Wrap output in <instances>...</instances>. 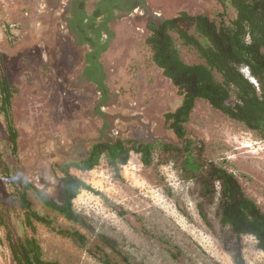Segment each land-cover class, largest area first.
Here are the masks:
<instances>
[{"label": "rangeland", "instance_id": "obj_1", "mask_svg": "<svg viewBox=\"0 0 264 264\" xmlns=\"http://www.w3.org/2000/svg\"><path fill=\"white\" fill-rule=\"evenodd\" d=\"M74 1L0 0V75L6 74L17 87L12 101L16 152L0 109V215L11 225L12 238L34 237L44 258L61 264H101L58 234L71 228H78L91 244L99 243L97 234L108 235L139 264H235L231 254L235 239L220 224L217 204L201 199L198 185L184 180L173 163L158 165L155 160L145 166L135 153L121 167L120 176L104 157L91 171L70 168L71 174L105 196L82 190L73 202L92 232L44 207L34 191L29 192L33 208L53 224L26 225L14 198L17 180L30 182L42 195L58 201L64 174L56 166L80 160L95 141H176L164 115L179 105L181 97L151 60L145 43L148 24L180 11L211 17L223 11L217 1L144 0L145 9L116 15L109 25L113 38L99 61L104 95L99 83L84 74L88 47L77 46L62 27ZM94 1L87 0L88 11ZM228 12L235 16L233 10ZM12 24L17 27L9 28ZM178 47L185 62H202L193 50L180 43ZM186 128L205 146V158L234 173L246 195L264 211L261 139L205 100L197 101ZM240 246L247 264H264V253L252 236H243ZM0 264H17L8 229L1 222Z\"/></svg>", "mask_w": 264, "mask_h": 264}, {"label": "trees", "instance_id": "obj_2", "mask_svg": "<svg viewBox=\"0 0 264 264\" xmlns=\"http://www.w3.org/2000/svg\"><path fill=\"white\" fill-rule=\"evenodd\" d=\"M217 1L223 11L215 17L180 11L160 23L150 21L146 46L151 60L163 76L169 79L181 97L179 105L164 115L167 128L174 134L175 142L146 143L136 139L95 141L88 157L77 161H64L56 166L64 174L61 178L64 201L58 203L48 198L30 182L17 180L19 188L14 195L25 214L26 225L34 222L47 226L53 224L33 208L30 191L40 198L47 209L56 212L74 226L93 229L86 217L74 208V200L82 190L95 191L81 178L71 174L70 168L91 171L104 157L117 176L132 153L140 156L145 166L157 160L158 165L173 163L184 180L198 185L201 199L217 204V216L222 226L228 227L235 239L232 251L235 264H247L240 240L252 236L257 248L264 253V211L246 195L238 178L227 168L208 161L205 146L189 135L186 124L198 100L207 101L212 108L232 121L244 125L264 143V0H204ZM117 0H99L92 12L87 10V0L71 4V15L66 19L70 35L77 46L88 47L84 74L88 80L99 83V91L107 94L102 82L100 55L109 46L113 33L110 23L116 18L110 14ZM139 5L136 1L129 9ZM235 13L231 17L228 10ZM106 35L107 39L104 38ZM178 43L193 50L201 63H187L182 58ZM17 93L6 74L0 75V109L4 113L13 151L18 148V131L13 124L12 101ZM156 154V156H155ZM1 224L8 229L10 249L17 264H61L47 260L34 237L12 238L11 225L0 215ZM58 234L72 239L88 251L101 264H139L121 249L117 240L106 234H97L99 243L90 240L78 228L61 229Z\"/></svg>", "mask_w": 264, "mask_h": 264}, {"label": "flooded vegetation", "instance_id": "obj_3", "mask_svg": "<svg viewBox=\"0 0 264 264\" xmlns=\"http://www.w3.org/2000/svg\"><path fill=\"white\" fill-rule=\"evenodd\" d=\"M136 1H139V5L137 7H135L134 9L129 10L134 5V3ZM97 2H98V0H95L94 4L97 3ZM116 4L117 5L120 4V5L119 6H115L114 9L111 10L110 14L113 15V16H116V15H118V16L120 15L121 16V15H124L126 13L128 14V13H131V12H134V11H137V10L145 9L144 0H117ZM147 12H149V10H147ZM65 25H66L67 32L70 33L69 29L67 27L66 20H65ZM88 151H89V149L87 150L86 155L83 158H81L80 160L86 159L88 157V154H89Z\"/></svg>", "mask_w": 264, "mask_h": 264}, {"label": "water", "instance_id": "obj_4", "mask_svg": "<svg viewBox=\"0 0 264 264\" xmlns=\"http://www.w3.org/2000/svg\"><path fill=\"white\" fill-rule=\"evenodd\" d=\"M63 201H64V193H63V188H62V190H61V196H60L59 200L56 201V202L63 203Z\"/></svg>", "mask_w": 264, "mask_h": 264}, {"label": "built area", "instance_id": "obj_5", "mask_svg": "<svg viewBox=\"0 0 264 264\" xmlns=\"http://www.w3.org/2000/svg\"><path fill=\"white\" fill-rule=\"evenodd\" d=\"M11 27H12V28H16L17 26H16L15 24L9 25V28H11ZM62 27H63L64 30L67 31V29H66V25H65V24H63Z\"/></svg>", "mask_w": 264, "mask_h": 264}, {"label": "crops", "instance_id": "obj_6", "mask_svg": "<svg viewBox=\"0 0 264 264\" xmlns=\"http://www.w3.org/2000/svg\"><path fill=\"white\" fill-rule=\"evenodd\" d=\"M87 9H88V6H87ZM91 10H89V12H92V10H93V7L92 8H90Z\"/></svg>", "mask_w": 264, "mask_h": 264}]
</instances>
